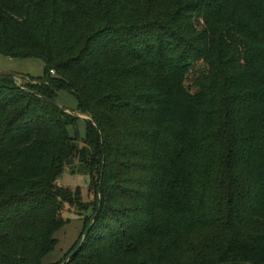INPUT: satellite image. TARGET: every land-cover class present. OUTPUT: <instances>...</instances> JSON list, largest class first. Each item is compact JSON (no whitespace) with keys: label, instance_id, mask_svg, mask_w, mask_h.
Wrapping results in <instances>:
<instances>
[{"label":"trees","instance_id":"16d2710c","mask_svg":"<svg viewBox=\"0 0 264 264\" xmlns=\"http://www.w3.org/2000/svg\"><path fill=\"white\" fill-rule=\"evenodd\" d=\"M0 56L43 63L0 81V264H43L73 159L97 206L67 264H264V0H0Z\"/></svg>","mask_w":264,"mask_h":264},{"label":"rangeland","instance_id":"374dc122","mask_svg":"<svg viewBox=\"0 0 264 264\" xmlns=\"http://www.w3.org/2000/svg\"><path fill=\"white\" fill-rule=\"evenodd\" d=\"M200 19H205L201 16ZM200 47V46H198ZM218 60L217 57L212 58L211 63L214 64ZM215 66V65H214ZM210 73L212 70L203 66L202 64H196L195 69H204ZM0 72H9L17 75L16 82H11L10 79H0V81L10 86L13 83L17 86L25 85L32 78H40L43 75V63L37 59H9L0 56ZM216 75L213 74V77ZM189 81L187 82V84ZM209 91L212 92L219 86L218 83L210 85ZM27 103L22 99L14 103L12 108L18 109L23 107ZM55 104L62 109H65L68 113H73L82 119H87L85 114L76 112V100L71 95L65 92H59L55 99ZM211 106H207L210 108ZM61 119L66 120V117L60 116ZM208 124V119L205 115L200 118L199 125L201 128H205ZM78 140L85 135V127L83 121L77 122ZM69 132L72 135L74 133L73 128H69ZM97 182L94 174H90L86 168L77 160L73 159L64 167L62 174L56 182V187L62 190L68 189L70 191V203L61 205L60 216L64 221V225L57 230L52 239L55 244L51 250L42 260L43 264H62L66 258L72 253V251L79 245L80 241H83V235L86 228L92 221L91 216L96 210V188ZM94 216V215H93ZM92 216V217H93ZM91 219V220H90Z\"/></svg>","mask_w":264,"mask_h":264},{"label":"water","instance_id":"95a60500","mask_svg":"<svg viewBox=\"0 0 264 264\" xmlns=\"http://www.w3.org/2000/svg\"><path fill=\"white\" fill-rule=\"evenodd\" d=\"M3 75H5V76H10V77H12L15 81L19 80L18 77H17V75H15V74H13V73H9V72H0V76H3ZM48 102H49L51 105H53L54 107H56L57 109H59V110H61V111H63V112L68 113L65 109L60 108V107L57 106L54 102H51V101H48ZM69 114H71V115H73V116H75V117H77V118H80L79 116L74 115L73 113H69ZM80 119H82V118H80ZM85 120H88V119H85ZM94 218H95V215L92 217V221H91V222L94 221ZM88 232H89V229H87V230L85 231V233H84V235H83V239L87 236ZM77 250H78V249H77ZM77 250L73 251V252L67 257V259H66L62 264H67L68 261H69L71 258H73V256H75V254L77 253Z\"/></svg>","mask_w":264,"mask_h":264},{"label":"built area","instance_id":"2783aa9c","mask_svg":"<svg viewBox=\"0 0 264 264\" xmlns=\"http://www.w3.org/2000/svg\"><path fill=\"white\" fill-rule=\"evenodd\" d=\"M50 74H51V75H54V72H53V71H50Z\"/></svg>","mask_w":264,"mask_h":264}]
</instances>
